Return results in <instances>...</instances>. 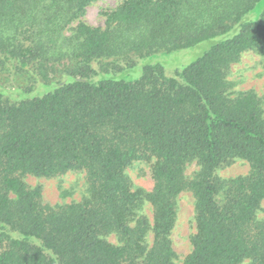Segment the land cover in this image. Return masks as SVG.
<instances>
[{
	"label": "trees",
	"instance_id": "16d2710c",
	"mask_svg": "<svg viewBox=\"0 0 264 264\" xmlns=\"http://www.w3.org/2000/svg\"><path fill=\"white\" fill-rule=\"evenodd\" d=\"M96 1L0 0V264H178L185 192L196 233L183 264H264V104L228 80L243 54L264 56V12L250 17L262 0H123L106 28L81 21ZM230 35L176 76L146 65L123 78ZM148 158L151 191L127 174ZM236 162L249 173L220 175ZM79 172L87 194L70 205L26 181Z\"/></svg>",
	"mask_w": 264,
	"mask_h": 264
},
{
	"label": "rangeland",
	"instance_id": "374dc122",
	"mask_svg": "<svg viewBox=\"0 0 264 264\" xmlns=\"http://www.w3.org/2000/svg\"><path fill=\"white\" fill-rule=\"evenodd\" d=\"M123 0H97L87 8L85 17L81 20L92 27L106 28L107 15L111 10L116 8ZM264 12V0L258 5L256 10L250 15L251 19H258ZM226 37H215L199 43L193 48L173 52L161 53L149 56L140 60L139 66L133 70L124 73V79L135 80L141 76L142 69L146 65H160L163 67L165 74L169 77L176 76L177 73L183 71L186 67L195 63L202 58L216 43L226 39ZM1 78V76H0ZM228 80L234 86L235 91H255L263 100L264 104V56L247 52L234 64L230 70ZM17 86L31 89L33 82L28 79L27 75H23L18 79ZM54 86L43 88L44 91H52ZM34 88V87H32ZM6 89L10 90V86ZM45 91V92H46ZM49 91V92H50ZM22 99H32L37 97L35 93L21 95ZM155 159H147L136 161L128 168L129 175L135 188L151 191L154 186L152 178V166ZM249 165L243 162H236L231 166L220 170L221 176L230 178L247 175ZM196 164L190 166L186 173L192 176L197 170ZM85 172L67 173L54 179L37 178L28 176L26 181L32 187L40 186L43 193V202L47 205H70L83 200L87 194V177ZM195 200L191 193L185 192L180 197V210L176 227L172 233V241L175 251L178 254V264L183 261L192 251L191 238L196 233L195 223ZM264 208V203H263ZM144 215L153 220L151 206L145 205L143 208ZM263 215V214H262ZM114 242L115 240L112 239Z\"/></svg>",
	"mask_w": 264,
	"mask_h": 264
}]
</instances>
